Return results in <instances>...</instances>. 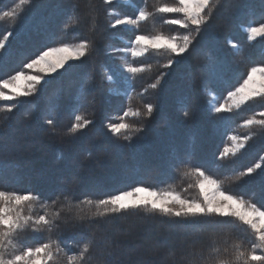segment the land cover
<instances>
[{
    "label": "trees",
    "instance_id": "16d2710c",
    "mask_svg": "<svg viewBox=\"0 0 264 264\" xmlns=\"http://www.w3.org/2000/svg\"><path fill=\"white\" fill-rule=\"evenodd\" d=\"M129 1L0 0V83L47 48L85 47L27 96L0 99V195L31 197L25 214L44 220L9 229L1 242L46 247L60 264H264L253 258L254 231L235 217L103 203L137 186L192 199L206 175L264 211V98L219 114L207 104L209 92L223 98L264 65V35L243 32L264 23V0H210L198 23L182 26L162 9L173 0ZM113 9L143 18L119 33ZM137 35L181 37L184 49H150L127 75L113 49ZM109 109L122 129L109 127ZM249 117L256 122L244 127ZM233 134L244 146L224 154Z\"/></svg>",
    "mask_w": 264,
    "mask_h": 264
},
{
    "label": "rangeland",
    "instance_id": "374dc122",
    "mask_svg": "<svg viewBox=\"0 0 264 264\" xmlns=\"http://www.w3.org/2000/svg\"><path fill=\"white\" fill-rule=\"evenodd\" d=\"M113 5L129 4V0H106ZM175 1V2H174ZM210 0H173L172 6H164V11L179 15L171 22L177 26L186 23L196 24L200 20L201 13ZM116 7V6H115ZM114 7V8H115ZM112 16L111 27L117 29L119 33L130 31L137 21L143 18L126 17L119 10L110 11ZM243 32L249 40H254L264 35V23L256 26L249 25L243 27ZM122 35V34H121ZM128 35V33H127ZM124 40V46L114 48L115 56L113 60L121 70L127 75L133 74L136 69L129 66L132 59H136L150 49L166 48L179 54L183 51V44L179 43L176 36L161 35H137L132 40ZM5 39L0 42V51L4 47ZM236 50L237 45L231 43ZM85 53L82 43H63L41 51L38 55L27 60L22 70L15 72L9 78L0 83V99L12 100L17 96H27L36 86L62 70L70 63L80 60ZM138 70V69H137ZM109 82L112 81L109 79ZM111 97H118L121 92L111 84L109 88ZM264 98V65L251 67L244 75L240 84L223 98L217 97L213 92H209L207 104L214 114L240 109L246 106L255 98ZM114 106V104H113ZM113 110L109 109L107 115ZM259 116L264 115V110L259 112ZM109 127L114 131L123 128L124 124L118 121L114 113L107 117ZM256 122V118L249 117L242 123L244 127ZM109 128V129H110ZM228 146L224 149V154H231L244 146L245 138L238 134L230 135ZM197 193L194 198H185L171 191H157L145 187H134L132 189L117 193L105 200L109 208L121 210L137 206H148L149 208L160 210L171 214H212L215 216H231L247 224L255 233V250L258 253L253 258L264 257V211L241 199L223 191L219 183L206 175L199 176L196 184ZM31 197H5L0 195V242L9 231L23 226L24 222L33 224L43 223V216L35 213L33 216L25 214L29 212L24 207L30 205ZM32 201V200H31ZM30 209V208H29ZM0 243V264H60L52 257V252L42 246L33 249H25L7 246L6 240Z\"/></svg>",
    "mask_w": 264,
    "mask_h": 264
}]
</instances>
